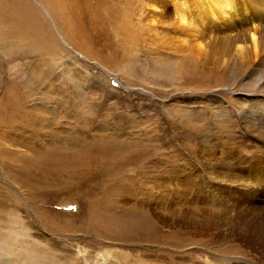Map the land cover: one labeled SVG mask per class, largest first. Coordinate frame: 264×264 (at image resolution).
Instances as JSON below:
<instances>
[{
  "label": "rangeland",
  "instance_id": "rangeland-1",
  "mask_svg": "<svg viewBox=\"0 0 264 264\" xmlns=\"http://www.w3.org/2000/svg\"><path fill=\"white\" fill-rule=\"evenodd\" d=\"M152 1L162 0H81L84 36L90 43L85 48L84 39L73 37V30L67 33L49 5L30 0L35 17L45 22L50 33L49 42L33 47L29 58L13 49L14 55L0 64V75L6 81L16 71L26 72L23 62L31 60L34 70L47 71L45 84L52 95L61 97V110L53 121L62 122L57 128L62 140L34 123L24 131L22 117L15 120L19 125L13 131L0 132V247H20L3 239L23 236L25 250L40 254L33 261L38 264H208L215 261L218 250L229 261L242 253L237 247L241 241L230 226L224 225L222 236L205 246H193L183 240L190 226L169 221L162 210L176 201L172 187H181L174 185L177 178L180 181L189 173L193 179L197 174L191 171H202L199 157L210 145L198 147L199 140L213 142L216 153L220 144L228 147L227 152L237 150L240 112L233 98L251 90L237 77L231 82L220 77L221 33L217 25L212 26L214 15L208 9L220 6L221 0H184L190 4L185 8L178 5L182 0H163L170 12V19L163 23L149 6ZM117 6L120 18L111 20L108 13L118 17ZM178 7L189 11L191 18L186 20L192 28L206 24L205 34L214 35L203 53L195 43L176 41L168 21H173ZM181 25L186 27V22ZM103 43L112 47L114 60L109 64L94 55ZM5 49L10 50L11 43ZM6 50L3 53L10 54ZM56 101L49 102V108L60 103ZM53 121L52 126H57ZM99 144L110 146L104 145L102 152ZM154 144L158 154H139ZM192 144L203 151L199 155L186 152ZM38 149H50L56 155L62 150L69 156L90 151L91 160L62 167L52 162L42 166L43 174L37 163L32 165ZM46 173L44 181L41 174ZM175 203L171 206L185 207L181 200ZM157 209L164 214L158 222ZM151 231L156 235L148 239ZM176 231L181 233L174 239L169 234ZM168 235L183 241L176 244ZM4 258L2 254L0 264Z\"/></svg>",
  "mask_w": 264,
  "mask_h": 264
},
{
  "label": "bare ground",
  "instance_id": "bare-ground-1",
  "mask_svg": "<svg viewBox=\"0 0 264 264\" xmlns=\"http://www.w3.org/2000/svg\"><path fill=\"white\" fill-rule=\"evenodd\" d=\"M40 1L49 5L51 15L55 16L61 23L62 28L67 29V33L71 34V30H73V37L84 39L85 48L90 46L88 42L89 38L87 39L84 36L87 35V30H85L86 24L84 25L85 15L81 12V0H72L69 3L65 2L67 0ZM220 3V6L208 9L214 15L212 26L217 25L221 33L223 52L221 53L220 61L222 71L220 77L227 79L228 82H231L230 79L233 80L234 77H237L244 87L251 90L250 93H244V96L233 98L235 107L240 112L237 150L235 153L233 151L227 152L228 147L225 148L223 144H220L221 149L216 153L217 151L216 149L214 150L213 142L209 144L207 139L199 140L200 143L198 145V147L210 145V149L203 147L205 151L196 149V145V148H194L193 144V147L188 145L186 152H196L199 155V152L203 151L202 157H199V162L203 163L204 167H202L203 169L200 172L191 171V174H197L193 179H189V173H187L186 175L188 176L185 175L182 179L180 178V181L177 178V182H173L175 183L174 185H181V187L178 186V189L174 186L172 187L173 194H175L174 198H176V201L174 199L172 203L176 204L175 202L181 200L185 207L178 209L177 207H172V203H170L163 206L164 209L162 210L170 218L168 219L169 221L177 224L185 222L190 226L188 237L182 238L189 245L193 246L199 243L205 246L206 242H211L215 237L222 236L224 225L230 226L235 237L241 241V243H237V247L242 253L234 257L235 261H229L218 250V252L216 251L217 254L213 255V260L215 261H208V264H264V40L262 37L263 33H261L264 31L261 30L262 27L264 28V0H221ZM178 5L184 8L190 6L184 0L178 2ZM149 6L157 14V17L161 18L159 22L166 21L167 18L170 19L169 7L166 1H152L149 3ZM107 10H109V6ZM115 11L118 17H114L115 14L108 13L111 20L112 18H120L121 11L118 6ZM35 16L30 0L2 1L0 4V64L5 61V57L8 60L14 55L13 49H19L26 56L24 58H29L27 54L33 47L41 48V46L47 44V40L49 42L48 36H50V33H48L44 25L45 22L41 21L40 18L37 19ZM173 18V21H168V24L170 28H173L176 41L184 42L187 45H190V42L195 43L196 50L203 53L205 48H208V38L212 39L214 36L211 35V32L210 34H205L204 30L207 29V25L203 24L198 25V28H192L190 20H186L187 18H191L189 11L181 7L176 9ZM182 21L186 22V27L190 25L191 28L187 29L184 25H181ZM186 30L189 32H186ZM190 37L192 38L189 39ZM9 42L11 43V49L7 50L10 51V54L6 55L3 53L5 52L3 50H6L5 48L8 46L10 47ZM52 42L54 43V41ZM203 42L204 45L202 44ZM12 45H14V48H12ZM111 48L110 43H103V47H100L94 55L99 56L100 60L106 61L109 64L114 60ZM202 50L204 51L202 52ZM104 52H107V55L103 54ZM31 61L27 63L23 62L26 65V72L24 70H20L21 72L16 71L12 73L11 79L9 78L5 81L0 75V132L13 131L16 124L15 120L22 117L26 123L20 126L24 131L30 130V126L34 123L37 127L42 126V129L45 130L44 132L49 134L50 137L62 140L60 134L62 131L57 129L60 128L62 122L57 118L54 121L58 125L53 124L54 127L52 126L53 118L55 119V116L61 110V97H58L60 95L57 94L56 96L52 95L53 92L49 89V84H45L47 71L44 69L34 70V66L31 67L29 64ZM19 73H22L21 76L26 77H19ZM20 78L21 81L19 80ZM57 91L62 90L61 88H57ZM56 100L60 103L55 105L53 109L49 108L48 103L55 102ZM104 145L110 146L108 144H99L98 149L102 152V149L106 148ZM215 146L217 145L215 144ZM145 147L139 152L141 156H146L151 152L155 155L159 153V148L155 144L150 146L151 148L145 149ZM49 150L38 149L34 153V160L36 161H33L32 165L37 163V167L41 172L42 166L49 165L52 162H56L62 167V165L70 166L75 165L79 161H85L83 163H86L91 160L90 151L76 152L72 153V156H69L64 154L62 150L57 152V155L55 152L50 153ZM51 150L54 151L55 148L53 147ZM97 154L96 152L95 155ZM76 160L77 162L75 163ZM113 161L115 160L113 159ZM91 164L94 163L91 162ZM56 172L59 171L56 170ZM47 173L45 175H43L44 173L41 174L43 180L47 178ZM17 177V175H13V178L19 182V178ZM173 194H169L171 195L170 197ZM156 195H153L152 200L156 201ZM160 211L157 209L155 218L157 222L164 215ZM179 232L181 233V231ZM180 233L176 231L169 235L175 239V236ZM149 235L148 239L156 234H154V231H151ZM169 235L167 238H169ZM173 237L169 239L177 241L176 244H180L183 241L180 239L174 240ZM24 240L23 236L19 237L18 235H12L3 239V243L20 246L17 248L0 247V254L5 256L3 264H17L19 261H21V264H38L36 263V258L41 257L40 254L36 251L25 250Z\"/></svg>",
  "mask_w": 264,
  "mask_h": 264
}]
</instances>
